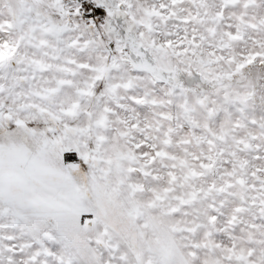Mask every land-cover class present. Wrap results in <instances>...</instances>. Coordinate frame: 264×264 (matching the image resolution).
Returning a JSON list of instances; mask_svg holds the SVG:
<instances>
[{
  "label": "snow or ice",
  "instance_id": "snow-or-ice-1",
  "mask_svg": "<svg viewBox=\"0 0 264 264\" xmlns=\"http://www.w3.org/2000/svg\"><path fill=\"white\" fill-rule=\"evenodd\" d=\"M0 264H264V0H0Z\"/></svg>",
  "mask_w": 264,
  "mask_h": 264
}]
</instances>
